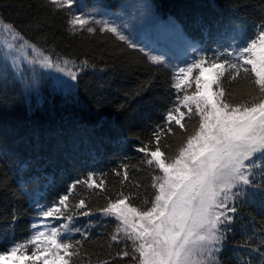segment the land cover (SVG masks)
<instances>
[{"label": "trees", "instance_id": "16d2710c", "mask_svg": "<svg viewBox=\"0 0 264 264\" xmlns=\"http://www.w3.org/2000/svg\"><path fill=\"white\" fill-rule=\"evenodd\" d=\"M81 1L87 5L106 2L111 8L119 0ZM151 2L163 17L176 20L187 37L202 45L205 56L213 59L220 56L223 60L225 53L264 25V0ZM68 20L67 9L55 10L48 0H0L3 26L12 25L57 63L74 62L68 67L77 74L68 81L65 73L39 63L20 72L0 53V252L28 239L36 217L43 220L36 215L38 202L47 207L69 195L70 209L80 199L87 205V209H73V226L87 232L88 238L72 264L106 260L136 264L130 257H116L124 248L123 241L110 240L118 221L99 210L121 193L130 196L129 203L138 208L153 198V177L162 173L146 164L145 153L138 149L154 148V133L161 131L162 150L168 155L176 153L187 133L166 118L169 110L180 105L178 96L184 93L172 87V72L152 63L139 48H130L113 33L98 28L94 33L73 34ZM29 52L36 54L32 49ZM224 87L236 92L234 102L247 98L242 95L246 81L225 80ZM194 88L193 84L188 93ZM181 111L186 109L181 106ZM182 122L191 132L197 118L189 120L186 115ZM92 174L97 183L103 181L101 188L78 184L69 193L70 185ZM85 210L92 214H78ZM48 221L52 226L65 222ZM72 239H81L80 233H73ZM127 244L131 253L132 242ZM257 248L264 251V208L259 202L240 203L220 262L237 264L240 259L259 264Z\"/></svg>", "mask_w": 264, "mask_h": 264}, {"label": "snow or ice", "instance_id": "6c2138e0", "mask_svg": "<svg viewBox=\"0 0 264 264\" xmlns=\"http://www.w3.org/2000/svg\"><path fill=\"white\" fill-rule=\"evenodd\" d=\"M48 3L62 11L71 9L76 0H48ZM97 24L100 31L113 33L130 48L138 47L124 34L122 26L107 20L73 14L67 21L73 34L94 33ZM3 27L16 41L8 45L10 49H32L37 54L39 58L29 60L30 64L55 67L72 80L77 78L68 67L74 66V62L57 63L25 40L12 25ZM148 55L152 63L172 68V87L184 94L178 96L180 105L169 110L166 119L187 135L174 155L162 150L161 131L154 133V148L138 149L145 153V163L162 173L153 177L152 187L156 191L150 201H144L145 207H133L129 203L131 197L121 193L99 211L118 221L110 240L123 241L124 248L116 257H130L136 264H221L219 254L237 219L239 204L259 202L264 208V25L243 44L225 53L223 60L220 56L213 59L201 54L180 67L169 65L163 55ZM82 63L87 65V61ZM238 78L247 82L242 93L247 98L237 103L236 92L226 89L224 81L235 82ZM193 84L195 88L189 94ZM181 106L186 111H181ZM186 115L189 120L197 118L191 132L182 122ZM167 132L172 133L173 129L168 127ZM127 178L125 171L124 179ZM78 184L101 188L103 181L97 183L92 174L70 185L69 193ZM73 209H87L85 200L80 199L70 209L69 195H63L52 205L41 206L38 213L43 218L41 223L31 226L33 231L28 239L14 242L0 252V264H72L88 238L87 232L73 226L76 215ZM78 214L89 216L92 212L85 210ZM49 218L65 222L59 226L43 222ZM73 233H80L81 239L73 241ZM128 241L132 242L131 253ZM255 251L259 264H264V251L260 248ZM237 264L253 262L238 259Z\"/></svg>", "mask_w": 264, "mask_h": 264}, {"label": "rangeland", "instance_id": "374dc122", "mask_svg": "<svg viewBox=\"0 0 264 264\" xmlns=\"http://www.w3.org/2000/svg\"><path fill=\"white\" fill-rule=\"evenodd\" d=\"M104 4L94 1L87 5L81 0H76L71 9H66L69 12V19L71 15L75 14L89 19L95 18L98 21L107 20L110 23L122 26L124 34L138 45L137 48L143 49L148 58L149 53L157 56L163 55L169 65L183 67L193 59L198 58L199 55H206L202 45L189 41L181 30L179 23L172 18L163 17L151 0H119L115 4L116 6L111 8ZM94 27L99 29L100 25L97 24ZM13 43H16V41L13 40L12 34L6 31L0 23L1 57L4 61L14 65L20 72L27 69L28 65L32 67L26 57H30V59L36 57L38 59L37 54H31L29 49H10L8 45ZM165 67L172 72L173 76L172 68ZM33 72L39 74L37 69ZM196 74L194 72L193 76ZM65 80L71 81L72 79L66 76ZM38 221L34 219L32 225L39 224ZM32 231L33 229L31 234Z\"/></svg>", "mask_w": 264, "mask_h": 264}]
</instances>
